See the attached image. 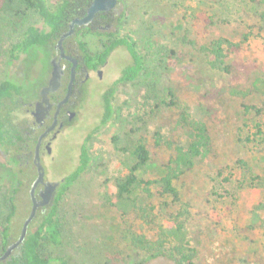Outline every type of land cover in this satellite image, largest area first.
Masks as SVG:
<instances>
[{
	"label": "rangeland",
	"instance_id": "374dc122",
	"mask_svg": "<svg viewBox=\"0 0 264 264\" xmlns=\"http://www.w3.org/2000/svg\"><path fill=\"white\" fill-rule=\"evenodd\" d=\"M121 4L129 8L121 33L133 35L151 58L140 77L119 82L132 56L127 47H117L104 76L88 81L78 117L53 141L52 153L43 154L45 175L51 181L77 167L84 143L91 156L87 170L60 200L64 243L50 250L52 256L74 264H176L160 238L164 216L157 207L167 198L154 190L157 207L148 215H124L108 203L115 178L126 170L112 138L128 129L135 115H143L149 121L148 131L141 134L151 154L147 177L158 178L174 157L173 143L184 132L180 110L196 104L202 93L217 85L225 89L211 101L216 106L215 115L207 119L211 152L206 162L175 181L181 200L170 205V212L182 214L196 264H264V5L249 0H122ZM30 25L43 26L35 11L20 18L0 12V81L12 78L21 83L19 99L26 102L48 79L55 52L53 47L39 46L28 52L10 51ZM221 38L241 43L225 57L233 66L231 72L207 63L204 48ZM83 40L91 50L99 49L103 41L94 33ZM112 87L115 113L101 126L103 95ZM233 89L242 93L233 94ZM243 104L260 107L261 115L245 112ZM18 108L19 122L30 119L25 106L19 103ZM238 159L247 162V175L235 164ZM223 167L232 168V174L227 169L218 177ZM24 168L20 163L16 168L0 151V230L8 197L21 182L12 220L16 235L32 207L29 188L36 174L34 168Z\"/></svg>",
	"mask_w": 264,
	"mask_h": 264
},
{
	"label": "trees",
	"instance_id": "16d2710c",
	"mask_svg": "<svg viewBox=\"0 0 264 264\" xmlns=\"http://www.w3.org/2000/svg\"><path fill=\"white\" fill-rule=\"evenodd\" d=\"M142 2L143 0H139ZM264 5V0H249ZM92 0H0V12L12 18H20L30 11H35L40 16L43 26L30 25L22 34L18 42L14 43L11 52L19 49L22 52L34 46L54 48L60 36L69 29L70 22L75 17L84 16ZM108 12H98L94 25L107 26L93 31L91 28H80L77 33H94L101 37L102 45L97 51L91 50L88 44L80 39L82 56L89 65L98 66L108 60L111 53L119 46H125L132 56V62L126 65L121 72L119 82H130L140 77L148 67L151 58L150 51L141 48L139 41L130 33H121V27L127 19L129 8L121 4ZM180 27L181 25L178 24ZM247 36H245V39ZM241 43L228 38L212 41L204 48L208 54L207 63L212 68L231 72L232 65L226 62L227 52L240 48ZM173 53V52H172ZM215 85V84H214ZM212 89H215L213 91ZM223 86H213L201 94L200 100L193 106H186L180 110V120L184 129L180 139L173 143L174 157L167 165V170L155 179L147 177L148 165L151 154L146 144L141 139L142 133L148 131V120L143 115H135L130 121V127L113 136L112 141L120 153L125 172L115 178V190L107 197L108 203L115 207L121 214L133 212L148 215L157 206L154 197L158 195L167 198L158 204V213L163 214L164 222L161 226V243L164 244L168 256L176 264H196L191 255V236L186 227L182 214L170 212V205L180 202V192L175 181L185 175L197 165L207 161L211 152V135L207 119L216 113V106L211 102L218 93L224 91ZM24 87L12 78L0 81V151L11 163H19L18 153L27 151L28 145L33 146V140L21 129L17 120L19 111V98ZM233 94L242 93L231 90ZM114 88H110L103 95V116L101 126L107 124L115 113L113 104ZM167 106L172 103H165ZM247 113L255 117L261 115L262 109L254 104H243ZM261 133V125L255 123ZM153 137L157 138L158 131ZM22 140V149L18 141ZM91 156L86 143L81 147L79 164L65 177L52 201L39 209L31 222L23 242L9 257L7 264H74L68 259L52 256L50 250H55L63 245L64 225L58 214L60 200L65 192L76 183L87 170ZM244 169L245 175L249 172L247 162L238 159L235 163ZM25 171L29 167L25 164ZM229 167L218 171V177L223 176ZM232 170V168H230ZM229 170V171H230ZM232 174V171H230ZM229 180V177H224ZM21 190V182L12 190L7 200L8 212L3 217V226L0 230V254L10 244L16 235L12 220L17 214V192ZM156 190V191H154ZM156 192V193H155ZM246 264V263H245Z\"/></svg>",
	"mask_w": 264,
	"mask_h": 264
},
{
	"label": "flooded vegetation",
	"instance_id": "af4514ba",
	"mask_svg": "<svg viewBox=\"0 0 264 264\" xmlns=\"http://www.w3.org/2000/svg\"><path fill=\"white\" fill-rule=\"evenodd\" d=\"M94 22L95 19L92 23H90L87 26H76L75 32L71 36L66 38L64 41V48L66 55L76 59V65L74 70L75 73L68 99L65 102H62L69 93V86L72 79L71 76H72L73 61L69 57L65 56L61 58V64L64 67V74L62 76L61 85L57 90L51 91L47 94V100H48L47 102L43 101L44 99L42 95V90L49 85L52 76V69H53L52 59L54 57L60 56V51L59 49H57L56 45L54 47L55 52L49 62L50 74L46 82L37 88L36 94L33 96V98L31 97V99L28 100V102L24 101L23 99H19V103L22 104V106H25V110L30 116V119L23 120V122L20 121L21 129L34 142L33 146L28 145L29 149L27 151L24 152L20 150V152L18 153L19 163L22 166L23 164H25L28 167H32L36 170V174L33 177V180L30 184L29 195H30L31 185L33 181L36 179L38 174L37 167L34 161L37 144L40 142L39 154L41 157V162L43 164V154L45 152L52 153L53 141L58 137V135L62 132V130L70 126L78 117L77 107L85 100V91L88 81L91 78H93L95 75H97L99 78H102L104 76V68L108 60L105 61L104 63L99 64L98 66L89 65L88 62L85 61L82 56L80 43L78 42L77 39L79 37L80 39L83 40L84 36L91 34V32L85 34L81 32L78 35L77 31L80 28L84 29L87 27L95 31L97 29L102 30L107 27V26H103L102 24L95 26ZM22 143L23 141L20 139L18 141L19 149H22L21 147ZM15 166L17 168V155H16ZM65 177L59 180L60 184L55 190L54 195L57 193L61 183L64 182ZM45 180H48L46 175H45ZM16 184H17V179H16ZM43 190H44V184L40 183L35 189V195L37 199L41 198L40 193ZM41 207L38 208V211ZM19 235L20 232L17 233V235H15L12 238L10 243L16 241L19 238ZM9 257H7L4 260H0V264H7Z\"/></svg>",
	"mask_w": 264,
	"mask_h": 264
},
{
	"label": "water",
	"instance_id": "95a60500",
	"mask_svg": "<svg viewBox=\"0 0 264 264\" xmlns=\"http://www.w3.org/2000/svg\"><path fill=\"white\" fill-rule=\"evenodd\" d=\"M118 2L119 0H92L91 4L88 7L87 13L84 16L75 17L70 22L69 29L65 31L60 36L59 40L57 41L56 47L60 51V56L54 57L52 59V65H53L52 76H51L49 85L42 90V95L44 99L43 101L47 102L48 101L47 94L51 91L57 90L59 86L61 85L62 76L64 74V67L61 64V58L67 56L65 53V48H64L65 39L71 36L75 32L76 26L89 25L90 23L94 21L96 14L98 12L112 11L117 6ZM67 57H69L73 61L72 76H71L72 79H71V83L69 86V93L67 94L66 98L62 102H65L69 97V94L71 91V85H72V81H73V77L75 73L74 72L75 65H76L75 58L70 57V56H67ZM39 145H40V142L37 144L35 159H34L38 174H37L36 179L33 181L31 185L30 197L32 200V207H31L30 213L22 224L19 238L16 241L8 245L4 253L0 255V260H4L7 257H9L11 253L13 252V250L16 249L23 242L24 238L27 235L28 227L37 214L38 208L41 206H46L52 201L54 192L60 184L59 180H55V181L45 180V168L41 162V157L39 154ZM40 183L44 184V190L40 193L41 198L37 199L35 195V189Z\"/></svg>",
	"mask_w": 264,
	"mask_h": 264
}]
</instances>
